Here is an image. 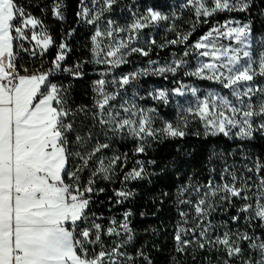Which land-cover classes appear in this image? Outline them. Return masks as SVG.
<instances>
[{
  "label": "snow or ice",
  "instance_id": "snow-or-ice-1",
  "mask_svg": "<svg viewBox=\"0 0 264 264\" xmlns=\"http://www.w3.org/2000/svg\"><path fill=\"white\" fill-rule=\"evenodd\" d=\"M262 142L264 0H0V264H264Z\"/></svg>",
  "mask_w": 264,
  "mask_h": 264
},
{
  "label": "trees",
  "instance_id": "trees-1",
  "mask_svg": "<svg viewBox=\"0 0 264 264\" xmlns=\"http://www.w3.org/2000/svg\"><path fill=\"white\" fill-rule=\"evenodd\" d=\"M70 19H71V17H70ZM161 55L163 56L164 53H161ZM189 139L191 141H195V138L194 137H191ZM262 143H264V142H262ZM186 147H187V145H186ZM257 148L259 149V144L257 145ZM170 154H175V148L173 146H170V145L161 146V149L158 152V155H160L161 157H167Z\"/></svg>",
  "mask_w": 264,
  "mask_h": 264
}]
</instances>
